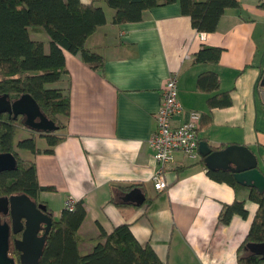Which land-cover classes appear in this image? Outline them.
<instances>
[{
	"label": "crops",
	"instance_id": "obj_1",
	"mask_svg": "<svg viewBox=\"0 0 264 264\" xmlns=\"http://www.w3.org/2000/svg\"><path fill=\"white\" fill-rule=\"evenodd\" d=\"M81 1H95L105 11L106 24L86 41L87 48L103 56L104 66L95 70L65 51L71 99L66 138L52 154L19 151L35 163L40 186L52 188L42 191L39 200L57 219L67 197L83 203L86 218L78 231L83 253L93 249L101 230L111 233L129 224L137 240L150 244L167 264H238L258 209L250 189L236 191L214 181L198 149L197 160L181 152L173 156L164 169L167 189L157 191L158 165L149 140L163 86L177 73L185 114L174 119V126L190 111L201 113L199 147L203 142L215 152L246 146L264 174V0H238L240 8L226 10L213 33L197 32L179 3L147 11L141 22L115 25V11L105 0ZM33 32L48 47L49 37L39 29ZM204 46L223 48L219 63H194ZM210 71L219 77L220 92H230L231 106L209 109V94L198 89V78ZM37 145L48 148L43 138ZM132 191L145 201L126 202ZM236 201L245 202L247 217L235 214L229 224L221 223L224 207ZM250 250L255 246L245 247Z\"/></svg>",
	"mask_w": 264,
	"mask_h": 264
},
{
	"label": "trees",
	"instance_id": "obj_2",
	"mask_svg": "<svg viewBox=\"0 0 264 264\" xmlns=\"http://www.w3.org/2000/svg\"><path fill=\"white\" fill-rule=\"evenodd\" d=\"M112 8V23L122 25L141 22L144 14L154 8L179 3L181 13L190 17L199 33L216 31L220 19L228 9L240 8L238 0H105ZM107 22L106 14L96 2L81 0H0V96L10 101L30 95L43 114L57 127L53 132H42L28 127L23 118L0 113V154L12 153L17 166L0 172V194H25L53 220L39 264H167L159 258L150 244H141L129 224L117 226L111 233L101 230L96 245L90 252L80 250L79 228L86 218V208L78 201L74 210L64 209L57 219L48 204L39 200L44 188L38 182L36 165L24 159L19 151L33 154H52L66 138L64 134L71 114L69 72L65 51L79 55L95 70L104 66L102 55L86 46L87 39ZM42 30L50 39L33 38L34 30ZM223 48L202 47L194 54L195 64L219 63ZM68 83L67 86L62 84ZM198 89L209 94V109L232 105L230 92H220L219 77L206 72L198 78ZM202 125V120H201ZM28 132L16 141L20 130ZM46 140L48 148L40 149L37 139ZM217 182L227 183L236 191L247 189L232 173L208 171ZM250 189V199L258 205L250 232L239 249L238 264H264V255L245 251L247 245H264V192ZM235 214L246 218L244 201L225 206L220 222L229 224Z\"/></svg>",
	"mask_w": 264,
	"mask_h": 264
},
{
	"label": "water",
	"instance_id": "obj_3",
	"mask_svg": "<svg viewBox=\"0 0 264 264\" xmlns=\"http://www.w3.org/2000/svg\"><path fill=\"white\" fill-rule=\"evenodd\" d=\"M260 95L264 102V74L260 81ZM0 113H8L25 117V124L31 129L42 132L57 130L54 122L49 120L41 111L37 102L30 95L10 101L7 95L0 96ZM207 144L200 143V152L210 170L230 171L236 181L249 188H256L264 192V174L259 168L257 157L246 146L233 145L224 150L213 152ZM205 148L202 152L201 148ZM207 148V149H206ZM17 163L12 153L0 154V172L16 169ZM126 202L142 204L144 195L136 191L125 196ZM0 213L6 216L10 213L12 222H2L0 218V264H39L46 244L47 237L52 229L53 220L30 197L25 194L0 197ZM19 225L20 229L16 226ZM43 234L40 235V232ZM22 232V239L15 241L16 250L20 257H11V234ZM255 252L264 255V245H255Z\"/></svg>",
	"mask_w": 264,
	"mask_h": 264
},
{
	"label": "built area",
	"instance_id": "obj_4",
	"mask_svg": "<svg viewBox=\"0 0 264 264\" xmlns=\"http://www.w3.org/2000/svg\"><path fill=\"white\" fill-rule=\"evenodd\" d=\"M178 92V74L174 73L163 86L161 106L156 113V131L149 140L158 165L154 176V188L157 191L167 189L164 169L177 152L191 160H197L199 157L198 131L202 115L197 111H190L179 126H174V119L185 114ZM77 202L76 198L67 197L64 209L74 210Z\"/></svg>",
	"mask_w": 264,
	"mask_h": 264
},
{
	"label": "flooded vegetation",
	"instance_id": "obj_5",
	"mask_svg": "<svg viewBox=\"0 0 264 264\" xmlns=\"http://www.w3.org/2000/svg\"><path fill=\"white\" fill-rule=\"evenodd\" d=\"M25 122V117L24 116H21ZM13 195H17V194H13ZM12 196V195H10ZM10 196H4V195H1L0 194V197H10ZM0 207H2L0 205ZM0 218L2 220V222H8L10 225H11V222H12V218H11V214L9 213L7 216L4 214V213H0ZM17 229H20V226L17 225L16 226ZM43 234V231L40 232V235ZM22 239V232L14 235V234H11V237H10V251H9V254L11 257H14L16 258V260L20 257V253L16 250V247H15V241L16 240H20Z\"/></svg>",
	"mask_w": 264,
	"mask_h": 264
},
{
	"label": "rangeland",
	"instance_id": "obj_6",
	"mask_svg": "<svg viewBox=\"0 0 264 264\" xmlns=\"http://www.w3.org/2000/svg\"><path fill=\"white\" fill-rule=\"evenodd\" d=\"M38 29V28H37ZM39 30H44V29H39ZM28 135V132H26V131H24V130H20V132H18V134H17V136H16V141L17 140H20V139H24V138H26V136ZM45 145V143L44 142H42V141H39V145ZM24 151H27V150H22L21 151V153L23 154V155H25V153H23ZM28 153H29V151H27ZM28 155V154H27ZM22 156V155H21ZM23 157V156H22ZM25 157V156H24ZM23 157V158H24Z\"/></svg>",
	"mask_w": 264,
	"mask_h": 264
}]
</instances>
